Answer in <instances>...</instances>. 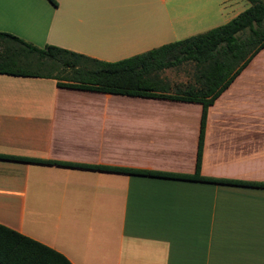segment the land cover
Masks as SVG:
<instances>
[{
    "label": "crops",
    "instance_id": "1",
    "mask_svg": "<svg viewBox=\"0 0 264 264\" xmlns=\"http://www.w3.org/2000/svg\"><path fill=\"white\" fill-rule=\"evenodd\" d=\"M158 2L0 0V30L116 60L240 11L223 17L227 0ZM165 69L170 88L189 82ZM200 111L0 73V154L65 163L0 156V224L71 264H264V186L76 165L192 173ZM199 173L264 181V46L207 106Z\"/></svg>",
    "mask_w": 264,
    "mask_h": 264
},
{
    "label": "trees",
    "instance_id": "2",
    "mask_svg": "<svg viewBox=\"0 0 264 264\" xmlns=\"http://www.w3.org/2000/svg\"><path fill=\"white\" fill-rule=\"evenodd\" d=\"M247 1L246 7L223 23L116 60L93 58L50 43L37 46L0 30V73L52 77L57 85L64 87L197 101L201 104L192 173L76 164L78 166L264 186V181L212 178L199 173L207 106L264 46V0ZM180 66L190 67L192 79L170 88L169 82L159 72L164 68ZM0 156L65 164L27 156ZM0 264L71 263L59 251L0 224Z\"/></svg>",
    "mask_w": 264,
    "mask_h": 264
},
{
    "label": "rangeland",
    "instance_id": "3",
    "mask_svg": "<svg viewBox=\"0 0 264 264\" xmlns=\"http://www.w3.org/2000/svg\"><path fill=\"white\" fill-rule=\"evenodd\" d=\"M242 1L244 3H246V5H247V2L245 0H238V1H235V0L228 1L227 0V4H226L225 9L223 10L222 16L224 17L228 14H231L232 12H234L236 10L237 11L241 10ZM126 2L136 3V4H139L141 6L159 3L158 0H126ZM223 22H225V21H223ZM223 22H221V23H223ZM218 24H220V23H218ZM190 34H193V33H188L184 36H188ZM179 38H181V37H179ZM164 74L169 78L170 81H172L174 83L190 81V77H191L190 76V67H188V66H181L179 68H173V67L172 68H166L164 71Z\"/></svg>",
    "mask_w": 264,
    "mask_h": 264
}]
</instances>
